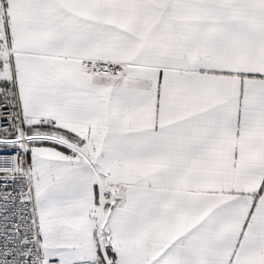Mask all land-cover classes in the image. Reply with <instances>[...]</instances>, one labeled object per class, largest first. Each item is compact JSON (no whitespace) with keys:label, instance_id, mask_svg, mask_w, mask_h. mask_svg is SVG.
I'll return each instance as SVG.
<instances>
[{"label":"snow or ice","instance_id":"obj_1","mask_svg":"<svg viewBox=\"0 0 264 264\" xmlns=\"http://www.w3.org/2000/svg\"><path fill=\"white\" fill-rule=\"evenodd\" d=\"M0 264H264V0H0Z\"/></svg>","mask_w":264,"mask_h":264}]
</instances>
